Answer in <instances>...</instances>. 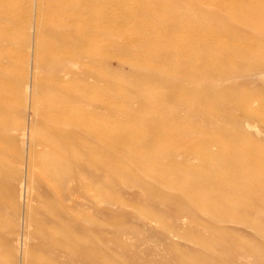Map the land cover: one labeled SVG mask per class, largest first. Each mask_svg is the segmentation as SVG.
Segmentation results:
<instances>
[{
    "label": "rangeland",
    "instance_id": "374dc122",
    "mask_svg": "<svg viewBox=\"0 0 264 264\" xmlns=\"http://www.w3.org/2000/svg\"><path fill=\"white\" fill-rule=\"evenodd\" d=\"M113 1L108 5L118 6V48L111 52L104 47L103 53L113 56V60L102 66L104 75L113 77L109 84H102L100 93L90 95L93 101L83 105L89 121L98 119V124L90 123L100 134L115 132L119 139L126 140L122 147L93 142L102 155L115 158L114 163L107 164L109 171L104 168L102 178L107 187L104 192L114 197L116 206L108 208L102 203L101 208L89 211V216L104 225L106 240L101 249L118 264H231L246 242L254 245L256 238L237 226L215 225L210 219L212 204L222 198V192L211 187L207 179L229 171L225 163L213 159L207 171L208 163L201 152L211 144V138H220L211 133L219 124L207 120L224 104V98L218 97L222 91L216 82L219 69L213 71L220 65L242 71L260 58L264 52V0H197L198 5L192 0ZM47 2L56 6L59 2L60 6V0H0V13L6 17L0 21V63H4L9 77L17 73V68L25 72L21 76L24 95L19 102L28 108V117L23 119L28 126L34 121L30 111L33 68L28 66L29 56L23 46L35 37L32 25L38 21V7ZM90 3L74 0V4L55 11H66L65 20L74 21L82 11H96L86 8ZM143 5L150 11H141ZM42 21L53 24L46 13ZM41 34L46 45L56 40L48 31ZM12 57L14 63L10 66ZM51 70L46 67L39 72L38 102L43 105L56 97ZM172 81L177 87L164 84ZM237 83V97L264 91V83L261 90H244L241 81ZM13 84L11 80L8 86ZM96 105L99 109H94ZM185 132L201 134L189 139ZM41 134L36 129L34 136ZM13 135L16 146L0 144V153L4 161L15 164L18 177L13 185L19 196L21 174L30 171L23 166L27 156L22 137L17 132ZM194 143L200 149L197 156L186 160L182 157L184 164L179 171L165 170L167 162L162 159L168 152L189 150ZM210 148L214 153L229 151L226 143ZM242 148L249 149L248 145ZM141 156L154 158L143 166L162 171L166 186L155 181L153 175L142 174ZM238 163L244 162L240 159ZM256 168L264 170L261 165ZM109 173L115 177L108 180ZM163 225L176 228L183 239L163 237ZM21 251L23 247L20 252L15 247L5 249L0 241V264L21 263ZM13 257L17 261L12 262ZM39 258L50 255L40 254ZM249 260L251 264H264V241L260 254Z\"/></svg>",
    "mask_w": 264,
    "mask_h": 264
},
{
    "label": "bare ground",
    "instance_id": "6f19581e",
    "mask_svg": "<svg viewBox=\"0 0 264 264\" xmlns=\"http://www.w3.org/2000/svg\"><path fill=\"white\" fill-rule=\"evenodd\" d=\"M109 1L114 3L113 0H91L86 8L96 11H82L74 21L65 20L66 11H55L74 4V0H60V6L59 2L58 6L51 2L39 5L38 21L32 25L37 33L23 46L29 56L28 66L33 68L30 111L34 121L30 126L23 120L28 117V108L19 102L24 95L21 76L25 72L17 68V73L9 77L4 63H0V144L16 146L13 134L19 133L27 156L23 166L30 171L21 174L17 196L13 185L18 177L15 164L4 161L5 156L0 153V241L5 249L15 247L20 252L23 247L18 264H118L101 249L106 240L103 223L89 216V211L101 208L102 203L108 208L116 206L114 197L104 192L107 187L102 178L104 168L109 171L107 164L114 163L115 158L102 155L93 142L105 144L106 141L111 146L122 147L126 140L119 139L115 132L100 134L92 125L98 124V119L89 121L83 108L85 103L93 101L90 95L100 93L102 84L113 77L104 75L102 70L105 61L113 60V56L103 53L104 47L111 52L118 48L115 18L118 6H109ZM192 1L198 5L197 0ZM141 11L150 9L143 5ZM45 13L53 24L42 21ZM5 20L0 13V21ZM43 31L56 37L51 45L42 40ZM13 60V57L9 59L10 66ZM46 67L52 69V91L56 97L43 105L38 102L39 72ZM218 69L216 82L222 88L218 97L224 98V104L207 120L219 124L211 133L220 138H211V144L208 143L201 155L208 163L207 171L211 170L213 159L225 163L229 173L207 179L211 187L222 192V198L212 204L209 217L215 225L237 226L255 236V244L246 242L231 263L251 264L249 259L260 254L264 241V170L256 168L264 166V91L241 98L235 95V88L241 81L244 90L248 87L261 90L264 52L242 71L220 65L213 72ZM11 80L14 84L9 87ZM164 84L177 87L175 81ZM36 129L42 134L34 136ZM187 133L185 136L192 139L198 132ZM223 142L229 147L227 153L212 152L210 146L220 147ZM244 145L249 149H243ZM199 150L194 143L189 150L177 148L168 152L162 159L167 162L165 170H181L184 163L180 159L197 156ZM12 157L17 158L16 152ZM138 158L144 168L142 174H151L155 181L165 185L162 171L143 166L154 158ZM240 159L244 163H238ZM113 177L114 173L108 174V180ZM168 235L183 239L176 228L163 225V237ZM44 253L50 258L40 259L39 255ZM11 259L17 261L15 257Z\"/></svg>",
    "mask_w": 264,
    "mask_h": 264
}]
</instances>
